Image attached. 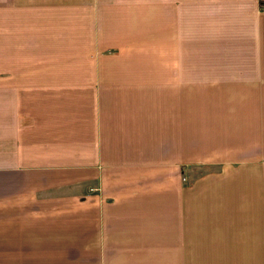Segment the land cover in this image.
Listing matches in <instances>:
<instances>
[{
  "label": "crops",
  "instance_id": "crops-1",
  "mask_svg": "<svg viewBox=\"0 0 264 264\" xmlns=\"http://www.w3.org/2000/svg\"><path fill=\"white\" fill-rule=\"evenodd\" d=\"M26 7L9 14L5 50L27 65L0 73V264H191L195 243L251 247L242 225L258 216L237 217L236 185L190 171L217 161L201 158L194 131L215 124L197 125L194 97L227 82L240 96L242 81L264 96V0ZM178 61L252 71L198 76Z\"/></svg>",
  "mask_w": 264,
  "mask_h": 264
},
{
  "label": "rangeland",
  "instance_id": "rangeland-1",
  "mask_svg": "<svg viewBox=\"0 0 264 264\" xmlns=\"http://www.w3.org/2000/svg\"><path fill=\"white\" fill-rule=\"evenodd\" d=\"M29 0H0V73L7 71L5 61H14L19 64V69L27 65L22 61L20 56L10 50V34L5 29L10 20L9 14L13 10L26 9ZM23 52V51H21ZM37 58V55H34ZM222 64V66L220 65ZM27 66H25L26 68ZM187 68L192 70L195 75H209L215 77L220 74L232 75L233 69L240 68L243 78L248 80L249 71L252 68L250 61H178V70ZM227 85L209 86L206 92H194L198 97H194L195 116L197 125L215 124L208 128L195 130V137L205 140L208 143L204 152L210 155H201L202 160L214 158L208 165L193 166L190 171V177L193 181L208 175L223 176L226 184L236 185L239 189L236 202L239 203L237 217L244 218L249 215L245 208L252 209L253 216L257 217L256 224L242 225L243 240L251 239V247L248 249L235 248L221 251H212L211 249L203 250L196 247L193 249L194 256L189 259L191 264H264V96H256L260 92H251L249 90V81H242V92L240 96L233 95V88L229 85L233 82H227ZM263 94V93H262ZM240 110V114L234 111ZM209 120V121H208ZM207 121V122H206ZM218 121L220 123L218 124ZM241 122V126L238 123ZM229 123L235 129H228ZM225 124V129L223 126ZM200 129V130H199ZM225 142L226 145L223 143ZM206 143V142H205ZM200 152L195 149V158H199L196 153ZM215 155V157H213ZM196 161V160H195ZM215 164V165H214ZM187 170V169H186ZM235 172V178L228 179L230 173ZM187 172V171H185ZM180 172L181 182L185 183L186 179ZM190 179V180H191ZM222 184V181L220 182ZM254 221V220H253ZM229 234L226 239L232 236L233 227L226 226ZM251 231V232H248ZM247 232V234H246ZM240 236L239 234L237 237ZM263 239V240H262ZM258 241V242H257ZM225 246L226 243H223ZM258 245V247H256ZM144 254V253H143ZM218 254V256H215ZM167 258H165L166 260ZM146 259H141V264H145ZM3 264H10L7 259Z\"/></svg>",
  "mask_w": 264,
  "mask_h": 264
}]
</instances>
